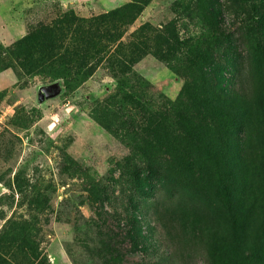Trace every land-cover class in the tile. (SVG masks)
I'll list each match as a JSON object with an SVG mask.
<instances>
[{"label": "rangeland", "instance_id": "1", "mask_svg": "<svg viewBox=\"0 0 264 264\" xmlns=\"http://www.w3.org/2000/svg\"><path fill=\"white\" fill-rule=\"evenodd\" d=\"M127 2L0 0V234L29 221L42 264H113L112 244L123 264H237L242 253L264 264V0H149L120 40L140 55L123 83L106 62L71 88L63 63H29L63 15L89 19ZM61 27L56 42L71 39ZM170 34L181 54L165 60ZM194 57L240 93V138H212L209 151L197 125L155 105L182 96L191 107L182 90L195 75L197 90L216 89L201 85ZM206 96L214 107L225 100ZM137 225L148 249L131 252L125 237Z\"/></svg>", "mask_w": 264, "mask_h": 264}, {"label": "trees", "instance_id": "2", "mask_svg": "<svg viewBox=\"0 0 264 264\" xmlns=\"http://www.w3.org/2000/svg\"><path fill=\"white\" fill-rule=\"evenodd\" d=\"M148 2L149 0H129L121 7L89 19L77 18L71 20L68 15H63L60 20L42 29L44 37H47L44 42H38L39 36H36L39 38H33V41L38 43H34L36 54L29 57L31 58L29 63H45L47 68L59 62L63 63L66 68H69L63 76L67 88L74 85L78 86L86 81L91 76L95 66L102 62L109 63L116 69L114 75L118 77L120 83L128 79L129 75H133L135 78L132 67L138 61L140 55L127 53L124 49L125 43L120 40L126 28L135 21ZM61 25L65 27L67 33H70L71 39L67 40V35H63L62 42H56L52 36L62 28ZM72 26L74 28H71ZM146 28L148 26H142L138 32L142 33ZM79 31L81 34H79ZM75 35L78 37L75 38ZM168 39L169 41L165 43V48L161 52L165 60H174L176 58L174 56L181 54L180 48L182 47L176 42L172 34L169 35ZM140 44L143 45V43ZM58 49L61 53L56 52ZM181 58L185 59L182 56ZM261 60L264 61V55L261 56ZM209 61L211 60L208 57L206 59L204 57H194L190 66L195 68V74L199 75L201 85L203 83L212 85L214 84L213 81H216V89L213 86L212 91L210 89V92H208L203 85L202 89L198 86L200 93H202L199 95L195 75L193 77L195 81L193 87L190 88L189 85L184 84L182 90V93H186L190 100L195 101V104H189L191 107L181 104L182 96H178L175 101H168L163 95H160L157 98V104H155L160 116L167 119L173 118L177 121L185 120L187 125H197L199 133L196 139L208 151L214 149L213 143H211L212 138H220L226 143L232 139H239L240 132H242L239 126L243 123V120L235 114V109L232 108L233 103L236 102V97L240 93L229 91L225 85L221 84V77L224 78L222 71H217L216 64ZM72 71H74V75H71ZM141 85L145 87L146 83L142 82ZM206 95L225 97V100L214 107L211 99L207 98ZM147 101L153 102L150 97L147 98ZM179 109H181L180 112ZM198 146L202 148L201 145ZM130 219L138 223V220L133 216L131 217V215ZM32 230L30 222L25 219L10 222L8 230L0 234V264L44 263L42 253L38 251L37 247L33 246L32 238L34 235H31ZM131 230L125 237V241L128 242L131 248L130 251H145L148 249L147 236L141 233L140 226H133ZM18 245L24 248H19ZM109 247L111 250L110 255L117 256V259L113 260V264H123L122 259L120 261L119 254L121 251L119 248L117 249L113 244ZM239 256L237 264H256L250 258L249 253H242Z\"/></svg>", "mask_w": 264, "mask_h": 264}]
</instances>
